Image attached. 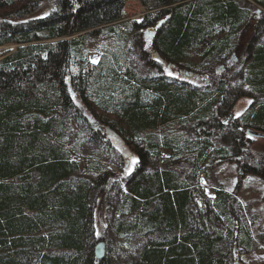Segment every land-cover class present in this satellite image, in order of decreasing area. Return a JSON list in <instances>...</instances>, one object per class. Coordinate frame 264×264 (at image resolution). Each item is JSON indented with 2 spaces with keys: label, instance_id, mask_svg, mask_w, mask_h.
Returning a JSON list of instances; mask_svg holds the SVG:
<instances>
[{
  "label": "trees",
  "instance_id": "16d2710c",
  "mask_svg": "<svg viewBox=\"0 0 264 264\" xmlns=\"http://www.w3.org/2000/svg\"><path fill=\"white\" fill-rule=\"evenodd\" d=\"M125 1L0 0V45H18L0 55V264H112L94 255V190L103 206L118 201L116 234H155L141 247L142 264H231L245 246L232 222L236 196L224 188L207 196L198 173L208 161H235L236 187L250 173L264 177V151L246 134L264 133V97L233 115L245 90L264 96V43L245 44L239 87L217 73L243 28L253 19L256 32L262 19L240 0H139L147 12L138 23ZM252 1L264 11V0ZM114 34L141 38L175 73L92 63L93 40ZM74 117L87 120V138L116 127L136 153L133 172L120 177L95 159L80 169L66 137ZM180 122L201 138L165 130ZM215 131L229 146L213 144Z\"/></svg>",
  "mask_w": 264,
  "mask_h": 264
},
{
  "label": "rangeland",
  "instance_id": "374dc122",
  "mask_svg": "<svg viewBox=\"0 0 264 264\" xmlns=\"http://www.w3.org/2000/svg\"><path fill=\"white\" fill-rule=\"evenodd\" d=\"M240 4L248 8L253 17L256 13L258 19L261 18L262 22L255 32V20H250L239 36V49L237 53H231L218 62V75H225L228 84L230 86L238 85L237 87H239L240 83L243 81L244 68L249 59V53H243L245 44L247 45V41L252 37H254L252 43H264V11L261 12L263 8L252 0H240ZM124 10L129 19L136 21H141L147 12L146 7L142 5L139 0H126ZM142 42L143 40L137 38L136 35H131L128 36L127 39H124L123 36L119 38L117 34H114L112 38L104 37L95 39L91 44L89 58L94 64H97L101 58H104V62L107 64L110 63L108 61L110 60L112 61L113 68H118V62L121 63V66H119L121 67L119 68L121 72H124L128 67L133 68L143 75L147 73H157L161 75V72L165 73V67L169 70L171 69L155 51H149L147 53L145 51L147 49L146 42L144 45ZM15 48L16 44L14 43L3 46L0 45V55L6 50L10 52ZM155 61H157L158 67L161 66L158 70L156 66H154ZM105 70L106 69H104L102 76H104ZM159 70H161V72ZM172 73L174 74L175 72L172 71ZM95 80L94 84L100 82L96 77ZM245 91L249 94L239 96L233 106L234 116L242 115L253 103V100L257 102L260 98L264 97L250 92V90ZM74 98L77 101V93H74ZM249 101H251V103H249ZM74 112L75 111H72V114H74ZM237 113H240V115H237ZM75 119L76 117L72 119L71 123L73 121L74 123L72 127L69 128L66 137H68L67 139L71 148L72 157L77 160L80 169L83 170L88 159H95L104 163L113 174H118L120 177H125L133 172V168L136 164L133 165L131 163V158L136 157L137 159L136 153H134L131 146L125 143L123 136L116 131V127L106 124L102 127L103 132L99 131L100 136L96 139H92L87 138L85 135L88 131L86 126L87 120L85 122V120ZM95 119L100 129L104 123H100V119L97 117H95ZM75 121H77L79 126L76 125ZM190 125L192 124H184L183 122L174 123L166 126L165 130L172 129L182 134L183 137L197 139L200 135L192 132L191 129H189ZM107 128L111 129V133H106ZM103 134H105V136ZM246 134L254 139L252 143V149L254 151H264V133L250 129ZM225 138L224 131H215L211 140L216 146L228 145ZM163 156L167 157L166 154ZM166 162L167 161H163L162 163V160H156L155 165L167 168L168 166L165 165ZM206 164V173L198 170V185L203 189L204 193L207 196L213 197L214 188H224L236 196V201L234 202L235 213L233 214L232 222L234 227H237V224L238 226L242 225L239 229L235 228L234 232L236 231L235 234L238 237L237 239H239L241 244L243 241L245 246H243V244L240 246L242 250H240V247L234 249L231 264H264V177L250 173L243 179L241 185L236 187L237 173L235 161L221 163L208 161ZM190 165L192 167V164ZM190 165H188V167H190ZM129 169H131V171H129ZM173 170L177 171L179 169L175 167ZM189 171L193 172V167L190 168ZM84 175L88 177L87 174ZM74 176L77 178L79 177L76 173ZM110 178L111 176L109 175L108 179ZM122 181L121 179L120 182ZM107 189L110 190L108 187ZM114 191L115 190H112L113 196L119 197ZM89 201L90 203L93 202L94 242L98 240L105 241V254L110 257L112 264H142L138 256L146 237L150 234H145V231L141 230L132 231L127 234H116L112 221L114 217L119 214V212H117L118 201H105V205L103 206L102 195L97 190H94L91 194ZM199 207L204 206L200 202H198L196 206H193V214ZM248 234L252 241L249 242V244ZM150 237H155V234L152 233ZM225 249L227 250V248H224L223 251Z\"/></svg>",
  "mask_w": 264,
  "mask_h": 264
},
{
  "label": "water",
  "instance_id": "95a60500",
  "mask_svg": "<svg viewBox=\"0 0 264 264\" xmlns=\"http://www.w3.org/2000/svg\"><path fill=\"white\" fill-rule=\"evenodd\" d=\"M106 133L107 134L111 133V129L107 128ZM105 252H106V243H105V241L104 240H98L94 244V255L98 259H103L106 256Z\"/></svg>",
  "mask_w": 264,
  "mask_h": 264
},
{
  "label": "snow or ice",
  "instance_id": "6c2138e0",
  "mask_svg": "<svg viewBox=\"0 0 264 264\" xmlns=\"http://www.w3.org/2000/svg\"><path fill=\"white\" fill-rule=\"evenodd\" d=\"M47 15V14H46ZM138 23H142V21H137ZM161 24L163 23V21L160 22ZM157 27H159V25H157ZM95 62V61H94ZM164 72L167 73L169 76H171L173 73L171 70H169L167 67L164 68ZM249 103H251V101H249ZM237 115H240V113H237ZM226 123V122H225ZM131 163L133 165H135L137 163V159L136 157H132L131 158ZM129 171H131V169H129Z\"/></svg>",
  "mask_w": 264,
  "mask_h": 264
},
{
  "label": "bare ground",
  "instance_id": "6f19581e",
  "mask_svg": "<svg viewBox=\"0 0 264 264\" xmlns=\"http://www.w3.org/2000/svg\"><path fill=\"white\" fill-rule=\"evenodd\" d=\"M17 46H18V45L16 44V47H17ZM15 49H16V48H15ZM15 49H14V50H15ZM12 51H13V50H12Z\"/></svg>",
  "mask_w": 264,
  "mask_h": 264
}]
</instances>
